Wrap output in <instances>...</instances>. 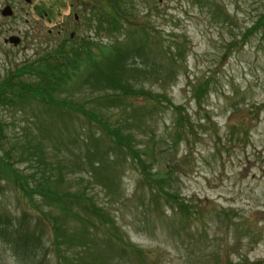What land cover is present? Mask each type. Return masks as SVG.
<instances>
[{
	"label": "rangeland",
	"instance_id": "374dc122",
	"mask_svg": "<svg viewBox=\"0 0 264 264\" xmlns=\"http://www.w3.org/2000/svg\"><path fill=\"white\" fill-rule=\"evenodd\" d=\"M29 1L0 0V83L24 69L14 88L46 89L53 101L95 117L17 99L0 109L7 124L0 155L23 145L33 155L17 164L15 153L16 171L61 194H85L122 235L84 224L92 213L75 201L66 202L75 210L68 216L42 195L37 207L3 166L0 264H264V0H123L138 19L114 32L106 20L99 23L114 16L112 0ZM6 8L11 16H2ZM63 43L69 54L85 50L91 58L77 53L62 69L66 78L50 87L49 70L41 67H56L58 58L65 64L69 57L56 56ZM99 46L109 52L102 56ZM127 48L139 49L152 75L132 71L126 54V64L113 61ZM110 75L137 93L126 96ZM181 114L186 129L177 140ZM109 130L131 136L135 159ZM143 165L165 180L162 189L173 198L148 185ZM177 199L192 209V219L177 209ZM55 225L66 261L51 244ZM19 231L42 241L38 257L30 254L34 246L19 242Z\"/></svg>",
	"mask_w": 264,
	"mask_h": 264
},
{
	"label": "trees",
	"instance_id": "16d2710c",
	"mask_svg": "<svg viewBox=\"0 0 264 264\" xmlns=\"http://www.w3.org/2000/svg\"><path fill=\"white\" fill-rule=\"evenodd\" d=\"M110 1V0H109ZM122 2L123 0H112V4L114 5V9L110 10L111 12L114 13V16L112 17V15L110 16V14L106 15V17H100L99 18V23L101 24L103 22V20H106V26H108L107 28V32H114V31H119L118 29V26L121 25L122 23L123 24H131L132 21L134 19H138L135 15H131L128 10H124L122 8ZM123 10H122V9ZM261 23L263 24L264 26V17L261 18ZM97 26L98 28H102V26H100L98 23H97ZM122 27V25H121ZM144 25H141V28H142V33L143 35L145 36V41L146 43H148L150 41L149 37H148V34L146 33V31H143ZM139 28V31H141ZM135 33V32H134ZM120 34V33H119ZM64 44V43H63ZM81 48V47H80ZM137 48V47H136ZM83 49V48H82ZM99 49L101 51V55L104 56L105 54H107L109 51H106V49L102 48L99 46ZM65 44L62 46L61 44V49L60 51H58L56 53V56L59 57V55L61 57H69L67 58L66 60H64L65 64L62 65V62H61V58H58L57 59V63H56V67L50 69V65L48 67H41L42 71H48L47 73V80L46 82L49 81V84L50 87H54L55 86V81H57V83H59L58 81H60L62 78H64L65 76L62 75V69H64L66 66H70L71 65V61L74 60L73 57L77 56V53L80 52V54H84V55H87L88 58H86V60H89L91 57H90V54H86L87 52L84 50V51H71V53L69 54L67 51H65ZM131 51V52H130ZM139 49L138 50H127L124 52L122 51H119L117 52V54L115 55L116 57H113V61L115 60V63L118 62L119 63H125L124 62L125 60L123 59V57H125V54L128 56V57H133V60L134 61L132 64H131V68L132 71H134L135 73L139 72L141 69H146L150 72V74L152 75V73L154 72V68L151 66L150 68L148 67V65H146L148 62L143 60L142 58H140L139 56ZM124 54V55H123ZM64 55V56H63ZM137 56V57H136ZM118 59H120L118 61ZM124 61H123V60ZM135 60H142V65H137L135 64ZM86 62V61H85ZM84 63V62H83ZM137 66V67H136ZM58 69H60L61 71L58 72ZM21 70H24V69H21ZM19 71L17 72L16 76L12 77V78H7L5 79V81H3L2 83H0V109L1 108H7V106H10L12 104H15L17 102V99H25L26 97H31L32 99H38V101H40L41 103L45 104V105H48L50 104L51 107L53 108H56L57 111L58 109L59 110H62V111H69L70 113L73 112V113H80L81 115H83L84 117H88L89 119H93L95 116L89 112H87V110L84 108V107H80L79 105H74V104H71L69 102H65V101H53V94H47L46 92V89H42V90H31L30 88L26 87L25 89L23 90H18L16 88H14V86L16 84H14L13 82V78H18L20 75H23V73H25V70L24 71ZM101 69H99V75L100 77H102V70L100 71ZM63 74H67V72H64ZM68 75L70 76V72L68 73ZM112 77V75H110ZM66 78V77H65ZM113 81L117 84L116 86H118V88H121L122 91L125 93L126 96H130V95H133L135 93H137V91H133L132 89H130V85L127 84V83H124L123 80H115L113 77H112ZM45 85H48L47 83ZM206 90V87L205 88H202L200 90L201 93H203L204 91ZM140 93H145L144 91H139ZM10 96H13L14 99H12ZM200 98V94L198 96V99ZM118 99V98H117ZM51 100V102L49 101ZM148 100V99H146ZM119 101H120V98H119ZM177 110V109H176ZM182 110V109H180ZM182 112V111H181ZM180 119L178 121V124H179V131L176 132V136L179 140L181 137L184 136V133H185V125H186V116L184 115H180L179 116ZM6 125L5 123H1L0 122V149L2 150L3 149V146H5V143H6V136L4 134V131H5V128H6ZM24 131V130H23ZM25 133V132H24ZM108 134L115 140V145L117 147H119L121 150H125L127 153L129 154H134V150L131 146V143L132 140H131V136H126V137H122L120 135V133L116 130H109L108 131ZM19 135L17 134L16 135V138L18 137ZM19 137L15 140V141H18ZM28 141V139H26ZM26 142V141H25ZM13 147H16V148H13ZM13 147H10V150L7 151V153H5V155L3 154L2 156L0 155V168H3V171H4V167H7L9 172H7V176L6 177H10L14 183V186H16L17 188H19L22 192L28 194V197H29V201L31 202H34L36 203L35 205L37 207H39L40 205L38 204L39 202H37V198L38 196H41L43 197V201L45 200V203L48 204L49 206L53 207V208H56L60 211V213L62 215H73L75 213V210H73L71 208V206L69 205H66L67 203L66 202H72L75 201L77 202V205L78 206H87L88 210L92 213L91 216H89V218H86V220L82 219L84 224H88L90 225V227H92L94 230L99 228V226H106L107 228L110 229V231L112 232V237L114 238H120L121 237V229L117 226V224L115 223V220H113L111 217H108L107 214H105L103 212V210L99 207H97L92 201V199H87L86 198V195L85 194H72L70 192H63L62 194L55 191V190H52L48 185L47 187H44L46 184H44V182L46 180H43L40 181L39 183H36L35 182V179L30 181V178L27 177V176H24L22 173H20L19 171H16L14 169V167L12 165H14L12 161V159L14 158V155L15 153L18 154V157L16 155V159L17 160V164H19V162H22L24 159H25V156H32L33 153L32 152H29V154L27 153V148L24 147L23 145H20L18 146L17 143L15 142V146ZM1 152V151H0ZM136 154V153H135ZM135 154L132 156L134 159H135ZM20 155V156H19ZM22 160V161H21ZM134 161V160H133ZM142 175L143 177L145 178L144 180L148 183V185H152L154 183H156L158 185L157 187V193L159 192L160 194H162L164 197V195H166L165 197L167 198H170L173 196L170 195V193H167V191H165L164 189H162V185L165 184V180L162 179V178H159V176H152L150 175L149 173H147V168L145 167V165L142 166ZM108 179V178H107ZM110 180V179H109ZM35 183V185L33 186L32 184ZM166 200V198H165ZM91 201V202H90ZM177 202L176 203V207L177 209H181V211L186 214L185 217H187V219H192L193 216H194V213L192 212V209L189 208V206L187 205H184L183 203L179 202L178 199L176 200ZM42 204V202H41ZM97 207V208H96ZM53 209H51L52 211ZM44 216L46 218V220L48 218L54 220V221H57V219H53L51 217V215L49 213H44ZM77 216V215H76ZM91 220H96V222L99 224V225H96L94 224L93 222H90ZM48 221V220H47ZM58 222V221H57ZM7 227V225H5ZM11 228H13V225H11ZM19 229L22 230V227L21 225H19ZM3 230H4V226L1 228V235H3ZM14 230V228H13ZM22 231H19V242H22L24 243L25 247L27 246H34L33 247V252H31L30 254L33 255V257H38L39 253H38V248H41V243L42 241L41 240H38L37 239H31L30 237L26 238V235H23L21 234ZM52 232H54L53 236H54V242H52V246L54 247V249L59 252V260L60 261H66V257H64L63 253L61 252L60 248L62 246H60L62 243L58 240L59 239V236H60V231H59V228L55 226L52 227ZM9 236V234H8ZM7 241L9 242L10 239H7ZM124 241V240H123ZM33 243V244H32ZM82 245H86L88 246L86 243H83ZM127 246H129L128 243H126ZM132 247V246H130ZM134 248V247H133ZM27 252H28V249H27ZM29 253V252H28ZM78 264V263H77Z\"/></svg>",
	"mask_w": 264,
	"mask_h": 264
},
{
	"label": "water",
	"instance_id": "95a60500",
	"mask_svg": "<svg viewBox=\"0 0 264 264\" xmlns=\"http://www.w3.org/2000/svg\"><path fill=\"white\" fill-rule=\"evenodd\" d=\"M27 3H30L29 0H26ZM12 15V11L10 8H6L3 12H2V16L4 17H8ZM21 40H19L18 38H10V43L17 45L20 43Z\"/></svg>",
	"mask_w": 264,
	"mask_h": 264
}]
</instances>
